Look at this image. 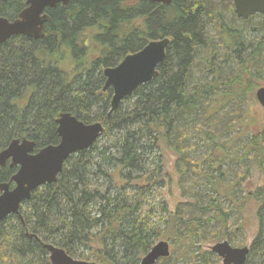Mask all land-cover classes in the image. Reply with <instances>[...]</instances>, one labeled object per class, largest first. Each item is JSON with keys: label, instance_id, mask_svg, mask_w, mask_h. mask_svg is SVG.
I'll return each mask as SVG.
<instances>
[{"label": "trees", "instance_id": "1", "mask_svg": "<svg viewBox=\"0 0 264 264\" xmlns=\"http://www.w3.org/2000/svg\"><path fill=\"white\" fill-rule=\"evenodd\" d=\"M23 3L0 4V14L10 8L13 15ZM50 13L44 37L0 44V151L14 138L26 137L39 148L57 144L62 112L101 122L105 131L66 160L57 182L34 190L20 215L0 222V264H51L48 243L97 264H140L164 239L171 256L157 263L178 264L198 257L214 225L220 224L214 240L232 242L231 218L243 216L247 198L257 205L258 227L245 264H264V186L251 196L239 186L243 167L264 166V128L248 130L241 148L234 135L242 126L230 122L228 132H218L230 105L245 102L253 88L246 75L264 77L258 67L264 15L240 20L261 19L255 25H233L214 0H175L163 7L140 0H71ZM213 27L222 50L212 44ZM164 36L171 43L158 77L110 114L113 90H103L102 68ZM166 150L176 156L174 170L188 200L173 210L161 193ZM14 173L2 169L0 182Z\"/></svg>", "mask_w": 264, "mask_h": 264}, {"label": "water", "instance_id": "2", "mask_svg": "<svg viewBox=\"0 0 264 264\" xmlns=\"http://www.w3.org/2000/svg\"><path fill=\"white\" fill-rule=\"evenodd\" d=\"M70 1L27 0L28 7L14 21L0 16V43L11 36L22 34L36 39L44 37L45 23L50 19L47 10L58 4L67 5ZM140 1L170 5L175 0ZM233 4L239 18L248 19L255 14L264 15V0H233ZM170 43L169 36L151 40L141 50L126 55L117 66L104 69L106 81L103 90H113L110 114L140 86L158 77V67L164 62ZM256 97L264 107V86L257 90ZM56 122L59 137L57 144L45 146L33 153L35 142L26 138L15 139L0 152V169L9 160L11 166H19L10 182L15 184L14 189H10V183L0 186V222L10 215H20L21 205L31 198L34 190L57 182L66 160L92 147L105 131L101 122L85 123L69 112L61 113ZM28 235L30 238L41 240L35 234ZM45 246L51 264H97L94 261L77 259L55 244L48 243ZM211 250L222 258L223 264H245L250 247L233 246L228 240H223L212 246ZM170 256V242L161 240L141 259L140 264H157L160 259Z\"/></svg>", "mask_w": 264, "mask_h": 264}, {"label": "rangeland", "instance_id": "3", "mask_svg": "<svg viewBox=\"0 0 264 264\" xmlns=\"http://www.w3.org/2000/svg\"><path fill=\"white\" fill-rule=\"evenodd\" d=\"M214 4L221 10L227 11V20L232 22L233 25H239L241 27H247L246 25H255V23H259L261 19H253V21L249 22V24L241 23V19L235 13V7L233 4V0H214ZM233 8H232V5ZM232 8V12H230V8ZM133 15V14H132ZM245 29V28H244ZM212 32V44L215 45L217 49L222 50L221 43L223 42L222 36H220V32L217 31L213 27ZM101 44V43H100ZM101 48V47H100ZM102 50V48H101ZM224 54V53H222ZM260 57L257 56V59ZM225 67V66H224ZM227 67V66H226ZM259 68L264 67V55L262 60L259 63ZM197 72H200L197 69ZM230 71H228V75L230 76ZM260 76V75H259ZM256 77L252 75H246V79L250 80L253 88L249 89V94L243 97V101L239 102V105H230L229 111L223 114V118H220L218 132H228L225 131V128L228 127L230 122H235L237 124L236 127H241L240 133L238 134L237 129H235L234 139L236 144L235 147L241 148L243 146L244 141L246 140V136L250 134V129L263 130L264 128V107L259 103L256 97V92L260 87L264 86V77ZM256 78V79H255ZM234 134V133H233ZM231 136L230 133L223 136L222 140H227ZM165 164H166V184L165 187L161 190L162 197L167 202L169 208L171 210L174 209L175 205L178 202H186L187 198L182 196V190L179 185V175L174 170V162L176 160V156L173 152L166 150L165 151ZM243 172H246V176L243 179V182L239 185L241 188V194H251L255 192L258 188L264 186V166H250L249 169L243 167ZM247 206L244 209L243 216L233 215L231 218V227L227 232L232 234V245H236L237 247L249 246L254 240L255 233L258 227V218H257V205L255 202H252V199L247 198ZM243 224L244 231L236 230L237 226ZM220 228V224H217L215 227L212 226L208 232H206V237L204 238L203 244L200 246L201 253H199L198 257L196 255L195 258L191 260H180L178 264H223L222 258H220L216 253L211 250V247L216 243L228 240V239H216L214 240L215 235L213 232H217ZM220 231V230H219ZM223 234V233H221ZM167 240V239H164ZM168 241V240H167ZM229 241V240H228ZM170 242V241H169ZM1 257V253H0ZM82 260V259H80ZM86 261H94L92 259ZM95 262V261H94ZM157 264H165V263H157Z\"/></svg>", "mask_w": 264, "mask_h": 264}, {"label": "flooded vegetation", "instance_id": "4", "mask_svg": "<svg viewBox=\"0 0 264 264\" xmlns=\"http://www.w3.org/2000/svg\"><path fill=\"white\" fill-rule=\"evenodd\" d=\"M11 1H13L14 2V4H15V6H16V4H17V2H19V1H23V0H7V1H2V0H0V4H4V5H7L8 6V4L11 2ZM146 2H149V1H146ZM149 3H152V2H149ZM69 4V3H68ZM67 4V5H68ZM159 5H161L162 7L163 6H168V5H165V4H162V3H158ZM172 4V3H171ZM170 4V5H171ZM67 5H64V4H58L56 7H54V8H50V9H48L47 10V13L49 14V17H50V19H49V21H47L46 23H45V27H46V25L51 21V19H52V16H51V10L52 9H55V8H57L58 6H67ZM169 5V6H170ZM28 7V4H27V0H24V3H23V5H20V7H19V9H17L18 10V12H16L15 14H13V15H11V11H10V8L7 10V12L6 13H4V14H0V16H2V17H5V18H8L10 21H14L15 19H17V18H19V15L22 13V11L24 10V9H26ZM15 8V7H14ZM5 15H7V16H5ZM44 33H45V29H44ZM12 37H16V39L18 40V41H21L22 40V38H27V39H32V40H36V38H34V37H29V36H26V35H15V36H11L10 38H12ZM10 38H8V39H10ZM42 38V37H41ZM7 39V40H8ZM160 39V38H159ZM7 40H5L4 42H6ZM153 40H155V39H153ZM151 41V40H150ZM4 42H2V43H4ZM2 43H0V44H2ZM132 53V52H131ZM128 54H130V52L128 53ZM127 54V55H128ZM126 56H124V58H125ZM123 58V59H124ZM122 59V60H123ZM121 60V61H122ZM105 68H107V67H103V71H104V69ZM104 74V73H103ZM105 77V76H104ZM105 81H106V78H105ZM63 113V112H62ZM61 114V113H60ZM57 126H58V124H57ZM24 138H26V137H23V138H14V139H12L1 151H3L4 149H6L8 146H9V144L13 141V140H15V139H20V140H23ZM26 139H28V138H26ZM28 140H31V139H28ZM31 141H33V140H31ZM33 142H35V141H33ZM35 144H36V142H35ZM45 147V146H44ZM44 147H41V148H44ZM41 148H39V147H37V144H36V146H35V149H34V151H33V153H37ZM0 151V152H1ZM76 155V154H75ZM7 167H9L10 169H14L15 170V173L11 176V178L8 180V181H3V182H0V186L2 185V184H5V183H10L11 182V179H12V177L17 173V171L19 170V166H11V160H9L8 162H7V164L4 166V167H1V169H0V172L2 171V169H4V168H7ZM44 186V185H43ZM14 187H15V184L14 183H10V189H14ZM42 187V186H41ZM0 193H1V191H0Z\"/></svg>", "mask_w": 264, "mask_h": 264}, {"label": "bare ground", "instance_id": "5", "mask_svg": "<svg viewBox=\"0 0 264 264\" xmlns=\"http://www.w3.org/2000/svg\"><path fill=\"white\" fill-rule=\"evenodd\" d=\"M228 36H229V35H228ZM222 40H223V39H222ZM232 41H233V40H232ZM231 45H232V43H231ZM231 45H230V46H231ZM228 46H229V45H228ZM102 69H103V68H102ZM102 72H103V71H102ZM233 163H234V162H233Z\"/></svg>", "mask_w": 264, "mask_h": 264}]
</instances>
